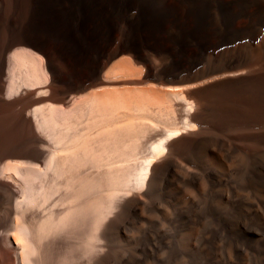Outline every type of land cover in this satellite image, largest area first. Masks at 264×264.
<instances>
[{"label": "bare ground", "instance_id": "bare-ground-1", "mask_svg": "<svg viewBox=\"0 0 264 264\" xmlns=\"http://www.w3.org/2000/svg\"><path fill=\"white\" fill-rule=\"evenodd\" d=\"M128 1L129 0H127V3ZM174 1L184 2L185 0L163 1L165 2V8L163 9L167 12L165 13L170 19L171 23L169 25L172 26V28L175 27L174 19H171ZM206 1H210L212 5L211 7L215 17V26H213L214 32L219 40H225L227 44L225 49H222L220 52L218 51L219 53L217 55L212 54L211 56L213 57L207 53L211 59H208L206 63L204 60L207 55L205 58L203 57L204 63L199 61L201 59L196 61L190 59V62L187 61V58L186 65H183L184 63H181L182 65H180V63L177 64V62L176 64H171V67H169L165 60L166 58L170 59L168 57L171 56L173 52L168 47H165V45L161 46L159 40L158 42L156 41L157 38L155 35L153 36L156 40H150L133 34L132 38L130 37L131 39L127 38L124 42L118 43L115 49H112L110 47L111 44L109 38L107 37L109 33L107 24H105L100 16L90 13L89 15L84 13L86 14L87 19L85 26L87 30L91 31L87 32L89 35L91 34L90 42L88 44L85 42L87 46L81 45L80 43L68 44L67 37L54 36L52 33L55 32L53 31L56 29L55 27H53L54 29L52 30V33L46 29L47 27L45 29L38 28L41 34L40 37L20 34L19 31L21 27L18 26L19 24H14L3 32L0 45V69H2V63L5 60L8 64L6 78L3 79L7 81L6 91L9 90V94L15 96L18 95L17 92L19 89L21 90V87H25L24 92H22L26 94L27 92L25 93V91H28L29 93L31 88L34 89L35 85L38 86L40 84L37 85L36 83L41 82L43 75L46 77L48 75L45 71L44 65L41 66L39 64L42 56L40 57L36 52L35 55H37L35 56L33 55L34 51L21 46L14 47L10 49L9 52H4L6 48L16 43H30L45 53L47 66L52 75L53 89L51 95L45 94L44 91L46 92V88L41 84V87H39V90L34 95L31 93L33 96L27 94L28 96L23 99L16 98V101L10 100L11 102H8L6 100L7 95L4 100L3 95L7 93H2L5 86H3V80L0 79V104L3 109L14 111L15 105L20 103L22 107L17 110L15 109L14 119L18 122V124L15 125H23L21 127L31 126V121L28 117L31 116L35 119L39 131L41 129L46 132H43L44 135H56L55 131L52 133L53 129H55L53 126L54 124L56 125L55 119L58 116H66L68 114V126L70 125L71 127L74 121L75 124L77 122L78 124L82 123V125L79 124L78 127H76V130H78L76 132L74 130H67L68 132L70 131V134L72 133L71 135L68 133V138L63 136V140L64 137L68 139V146H65L68 147L69 151V166H72L75 163L77 164L78 162L81 164V162L84 161L92 164L91 166L95 168L93 169L90 166L93 169L90 173H88L89 171L84 172V170H82L84 173H78V176L76 173L81 172L79 168V170L76 169V173L73 172L75 174H73L74 176L71 177V179H77L78 177L81 180V183L79 184V181H76L78 185L74 183V191L71 193L68 192L69 189H67V186V190L65 191L68 192L66 193V195L68 194V197H66V195L63 196V194L60 195V193H63L60 191L62 190L60 189L62 188L61 186L60 188L58 186V192L56 195V189L51 187H56L54 183L53 185L50 184L49 188L46 186V188H44L45 191H42V193H47L45 195L49 196V198L46 197L48 199H45L46 201H44L47 205V202H49L50 206L49 209L47 208L48 210L46 209L48 206L44 204L43 206L42 202L41 204L37 203L36 207L34 206L35 208L32 203L28 206L27 203L30 202L34 196L33 187L30 185L31 187L29 188H27L28 186H22L23 189H20L22 192V198L26 200L27 205L23 210L24 212H22L21 209L23 208L21 206L24 205L22 201L21 203H18L19 201L16 198V204L13 202L15 196L17 197L16 189L0 184V191L3 193V198L5 199V201L1 199L0 201H3L1 206L6 226L0 231V264H38V262L42 260L40 257H42L41 251L43 249L41 250V248L47 246H42L44 241H48H46V239L52 236L51 232L53 233L57 227H60V233L63 232L61 230L64 228H62L61 225L63 224V226H65L68 224L66 223L68 222L70 208V206L66 204L69 203L67 202L68 199L78 196L82 193L83 188H96L97 190L96 194L93 193L95 196L93 195V197L90 196L91 198L89 197L86 200H83L85 206H95L99 209L98 214L97 211L95 213L96 221L93 223H98L101 219L99 217L107 215L105 213L110 210L111 207L116 206V210H114L115 213L113 216L110 217L108 221L106 220L107 222L100 228L97 234H95L96 232H92L93 239H95H92L93 241H96V238H102L104 240L100 251L95 253L94 250L98 249L96 248L98 245L86 241V246L89 245V243L91 244L87 247L88 249L86 251L81 252L78 246L80 252H77V254L71 258H68L69 255L65 253V255H63L64 259H60V261L62 260L61 263L58 259V263L60 264H68V259H71L70 261L72 264H88L89 262L104 264L110 259V252L112 251L113 244L116 242H127L134 238H131L132 231L142 230L146 225L154 227L163 224L164 222H169L175 217L185 219L184 226L178 236V241L183 249L188 251L200 250L206 252L208 254L207 256L212 258L211 264H238L236 263L235 258L239 259L242 264H246V256L234 251L232 248H229L226 251L222 250L224 251V253H222L217 245V247L215 246L210 249L205 243L198 244L202 234L198 226V220L203 216L224 221L228 226L231 235L237 238H243V240L245 239L261 246L259 262L260 264H264V0H195L194 16L197 23L199 20L198 13L199 11L202 12V5H204ZM115 2H117V0ZM131 2H133V0ZM96 3L94 2V4ZM40 4L42 3L40 2ZM114 4L120 6L119 2ZM100 5H102V3ZM65 6L68 12V5ZM86 6L88 5H84V7ZM91 6H93V4ZM180 6L181 5L179 4L178 7ZM88 7H90V5ZM97 7L99 8L100 6L98 5ZM98 8L95 6L93 9L95 11V9L97 10ZM85 9L87 10V8ZM107 9L108 8H106V10ZM177 10L176 13H178ZM89 11L90 10L88 9V12ZM165 13H163V15ZM42 17L44 18V16ZM191 17L193 18L192 15ZM106 20H108V18ZM60 22H62V20ZM185 22L188 24L187 21ZM28 27L29 25L26 26L27 29ZM67 30L68 29H66V32H68ZM139 31H137V33ZM82 35L83 34H81V36ZM164 35L162 37L159 35L160 39L163 37V39H165ZM190 37L192 38V36ZM204 37L206 36H203L202 38ZM207 37L205 39H207ZM213 38L215 41L216 37ZM161 44L163 45V43ZM169 44H171V42H169L168 45ZM173 45L175 44L173 43ZM177 45L178 47H176L179 49V44ZM206 45L207 44L204 46ZM210 46L211 45H209V47ZM139 47L146 49L145 52H141ZM190 47H192V45ZM206 47L204 49H206ZM174 49L173 51H176ZM124 50L130 51L131 54L124 55V58L128 61L126 60L125 62L124 58L123 61H119L120 63L125 62L126 64L118 63V65L114 61V68H112L114 71H112L114 77L112 76L109 78L108 76H98V73L111 62L114 56ZM154 54L161 58V63H155L153 61V58L156 57L152 58ZM193 54L195 55V53ZM133 57L136 59V62H143L142 64H145L147 67V70L145 72L143 71V76L140 75L143 84L136 86L132 84L131 81H126L119 85L116 83L111 84V81L114 80L116 81L125 78H128V80L133 79V76L137 71ZM156 58L155 61L157 60ZM174 58L176 57L174 56ZM21 63L27 64L29 69L24 72L23 68L22 73H20V71L16 72L15 67L17 68V65L19 64L20 66ZM110 65L113 66V64ZM139 68L140 66L138 65V69ZM167 69H171V73L172 71L181 72L184 70H187V73L184 75L180 74L179 76L178 72L175 73L173 77H168V75H164V72H166ZM151 79L157 80L159 83L149 81ZM58 81H60V83H57ZM184 81H187L186 84L167 83ZM94 84L99 86L88 91V93L90 92L88 98L85 97L88 95L86 94V91L85 95L84 93H79V95L76 93L74 95L71 94L72 96L68 97L70 90L78 92L79 90H83ZM163 87H166L167 89L164 88L165 91H163ZM14 96L11 97L14 99ZM66 96L68 97V100H66ZM8 99L11 98L9 97ZM45 99L59 100L61 103H55L52 101L42 103L41 101ZM70 99H72L73 102L75 101V105L72 106V104H68ZM31 103H36L33 105L31 112L24 113V107H26L25 109L27 110V108H29L27 106ZM46 109H48V111ZM44 111L47 112V114ZM11 112L12 111H9V113ZM72 115L75 116L74 119H77L78 121L74 120ZM14 119L11 118V120ZM54 121L55 123H53ZM69 121L72 123L70 124ZM13 122L15 123V121ZM64 124H62V127L65 128L66 125L64 126ZM209 126H214L215 129L216 127L221 129L225 128L226 130L227 128H232L231 130L234 137L239 141L226 147L225 140L210 130ZM64 128L62 129L64 130ZM227 131H225V133ZM86 133H88V135ZM25 135V138L30 139L33 142L38 143V141H41V139L30 132H26ZM83 135L85 137H83ZM48 140H50V138ZM48 140L45 139L46 144L43 141L44 143L41 145L42 149H47ZM64 144L65 142L63 145ZM63 145L61 144L60 146ZM138 155L141 157V162L139 163L140 166H135L134 164L131 166L132 162H130L128 166V161H131L134 158L136 159ZM138 158L136 160H138ZM21 160L22 159L19 161ZM19 161L16 163L14 161L13 163L15 165L18 163L20 164ZM10 162L11 160L6 163L5 160V163H3L4 165L6 164L4 167L8 168L9 172V168H11L10 166L13 165V163ZM136 163H138V161ZM4 167H2V170L4 171L1 173L5 174V171L7 170ZM80 168H82V166ZM91 168L89 169L91 170ZM12 169L13 168H11V170ZM15 170L17 171V169H13V171ZM42 170L43 169L40 167V172ZM25 172H27V170ZM55 175L58 174L55 173ZM2 176L5 175L2 174ZM36 176L38 175L36 174ZM79 176H81V178ZM10 178H12V176ZM41 179L39 180L41 181ZM52 179L49 180L52 181ZM66 181L69 180L66 179ZM59 183L61 184V182ZM130 183H133L136 186L142 185V193L140 192L141 194H138L135 190H132L129 193H126L125 191V193H121V191H123L122 189L130 185ZM81 184L82 187H79ZM36 189L37 188H35V192ZM38 192L41 193L39 190ZM35 195L37 196V192ZM39 196L40 195L37 197ZM41 198H43V196H41ZM62 200L66 201V203ZM56 201L57 204L58 201L60 202L58 206L62 204L59 208L57 207ZM64 204H66L67 207L63 206ZM37 205H42L44 208L42 207V209L40 207L41 210ZM61 207L65 208L62 209ZM27 208H29V210H26L25 212V209ZM76 227L78 226L76 225ZM80 228L82 229V227ZM67 229L68 228H66V230ZM55 232L58 233V231ZM49 234L51 236H49ZM61 234L67 235L65 233ZM61 234H58L56 237L53 235L55 241L54 238L52 241L58 243L61 242L59 244L62 245L65 240L64 238L66 237L64 236L63 238ZM59 235H61V237L57 238ZM43 237H46L45 240H42ZM81 237L83 236L81 235ZM215 239L217 238L215 237ZM66 241L67 240H65V242ZM81 242L83 241L81 240ZM6 245L14 247L15 250L12 248L13 252L12 250H8ZM80 246H82V243ZM59 247L60 246H58V248ZM66 250L65 252H67ZM81 250L83 251V249ZM90 252H94L95 254L91 259L87 260L88 256L86 258V255L90 254ZM13 256H15V258Z\"/></svg>", "mask_w": 264, "mask_h": 264}, {"label": "rangeland", "instance_id": "rangeland-1", "mask_svg": "<svg viewBox=\"0 0 264 264\" xmlns=\"http://www.w3.org/2000/svg\"><path fill=\"white\" fill-rule=\"evenodd\" d=\"M51 1V2H50ZM55 3H54V2ZM66 1V2H65ZM77 1V2H76ZM84 1V2H83ZM101 1V2H100ZM97 0V3L98 5L100 6L99 8L97 7V3H96V0H0V45H1V41H2V35H3V32L7 30L8 27L10 26H13L14 24H19L18 26L21 27L19 33L22 34V35H31V36H34V37H40V32H39V29H46L51 31V33L53 31L52 34L56 37L58 36H64V37H67V40H68V44H72V43H80L81 45H86V43L88 44L90 42V39H91V34L89 35V33H87L89 30H87L86 26H85V23H86V14L84 13H87V15L90 14H95L97 16H100L102 20H104L105 24H107L108 26V38H109V41H110V44H111V48L112 49H115V47L117 46L118 43H122L124 42L127 38H132L133 34H136L138 35L139 37H142V38H148L150 40H156L157 38V42L159 40V44L161 46H164L165 47H168L172 52L173 54H171V56H169L168 58L170 59H167L165 60V62L169 65V67H171V64H179L182 65H186L187 61H190V59H192V61H196V60H199L201 61L202 63H205L208 61V59L210 60L212 54L213 55H217L220 51H222V49H225V47L227 46L226 44V41L225 40H219L214 32V27L215 26V17H214V14H213V10H212V5L210 3V1H206V3L204 5H202V12L199 11L198 13V17H199V20H198V23L195 21V16H194V9H195V5H194V1L195 0H185L184 2H178V1H174L173 3V8H172V18L171 19H174V28H172V26H170L169 24L171 23L170 22V19L168 18V15L166 14V10L163 9L165 8V2H163L164 0L160 1V0H133V2H131L132 0H129L128 3H127V0H117V2H115L116 0ZM106 1V2H105ZM136 1V2H134ZM187 1V2H186ZM14 2V3H13ZM40 2L42 4H40ZM47 2V3H45ZM65 4H64V3ZM89 2V3H88ZM94 2L96 4H94ZM119 2V5L122 6H117L116 4L114 3H118ZM122 2H126V3H122ZM130 2V4H129ZM176 2H178L177 4H175ZM81 3V4H80ZM91 3V4H90ZM102 3V5H100ZM107 3V4H106ZM132 3V4H131ZM58 4V5H57ZM90 5V7L86 6L84 7V5ZM93 4V6H91ZM110 4V5H109ZM124 4V5H123ZM126 4V5H125ZM128 4V5H127ZM179 4L181 5L180 7ZM52 5V6H51ZM65 5H68V12H67V9H66V6ZM210 5V6H209ZM65 6V7H64ZM98 8L97 10L93 8ZM127 6V7H126ZM177 6V7H175ZM56 9H55V8ZM65 9H64V8ZM83 7V8H82ZM93 7V8H92ZM102 7V8H101ZM108 8L106 10V8ZM129 7V8H128ZM175 7V8H174ZM87 8V10L85 9ZM116 8V9H115ZM122 8V9H121ZM127 8V9H126ZM211 8V9H209ZM84 9V10H82ZM88 9L90 10L88 12ZM124 9V10H123ZM174 9V10H173ZM178 9V10H177ZM100 10V11H99ZM176 10L178 13H176ZM185 10V11H184ZM188 12H187V11ZM29 11V12H28ZM56 13H54V12ZM83 11V12H82ZM111 11V12H109ZM163 11V12H161ZM184 11V12H183ZM204 11V12H203ZM41 12V13H40ZM166 12V13H165ZM212 12V13H210ZM7 13V14H6ZM112 16V17H110ZM111 13V14H110ZM163 13H165L163 15ZM186 13V14H185ZM43 14V15H42ZM153 14V15H152ZM180 14V15H179ZM185 14V15H184ZM41 15V17H40ZM155 15V16H154ZM163 15V16H162ZM187 15V16H186ZM191 15L193 16V18L191 17ZM22 16V17H21ZM44 16V18L42 17ZM53 16V17H52ZM63 16V18H62ZM161 16V17H160ZM176 16V17H175ZM184 18H183V17ZM38 17V18H36ZM47 17V18H46ZM163 17V18H162ZM181 19H180V18ZM191 17V18H190ZM202 17V18H201ZM208 17V18H207ZM211 17V18H210ZM6 18V19H5ZM49 18V19H48ZM59 18V19H58ZM108 18V20H106ZM156 18V19H155ZM160 18V19H158ZM164 18H165V21H164ZM115 19V20H114ZM158 19V20H157ZM163 19V21H162ZM184 19V20H183ZM203 19V20H202ZM205 19V20H204ZM62 20V22H60ZM157 20V21H156ZM161 20V21H159ZM180 20V21H179ZM202 20V21H201ZM211 20V21H210ZM176 21V22H175ZM179 21V22H178ZM187 21L188 24L185 22ZM190 21V22H189ZM194 21V22H193ZM207 21V22H206ZM165 22V23H164ZM181 22V23H180ZM183 22V23H182ZM196 22V23H195ZM211 22H214V23H211ZM59 23V24H58ZM65 23V24H64ZM162 23V24H161ZM193 23V24H191ZM211 23V24H210ZM48 24V25H47ZM52 24V25H51ZM143 26H142V25ZM196 24V26H195ZM204 24V26H203ZM207 24V25H206ZM23 25V26H22ZM28 29L26 28V26H28ZM44 25V26H43ZM60 25H61V29L60 28ZM162 25V26H161ZM166 25V27H165ZM42 26V27H41ZM51 26V27H50ZM58 26V27H56ZM140 26V27H139ZM158 26V27H157ZM162 28H160V27ZM189 26V27H188ZM206 26V27H205ZM23 27V28H22ZM53 27H55L56 29H54ZM143 29H142V28ZM165 27V29H164ZM187 27V28H186ZM191 27V28H190ZM210 27V28H209ZM213 27V28H212ZM39 28V29H38ZM57 28H60V29H57ZM141 28V32L139 31V29ZM182 28V29H181ZM54 29V30H53ZM65 29V30H64ZM66 29H68L66 32ZM169 29V30H168ZM200 29V30H199ZM210 31H209V30ZM53 30V31H52ZM79 30V31H78ZM145 30V31H144ZM159 30V31H157ZM188 30V31H187ZM195 30V31H194ZM208 30V31H207ZM213 30V31H211ZM28 31V32H27ZM30 31V32H29ZM60 31V32H59ZM78 31V32H77ZM137 31H139L137 33ZM177 31V32H176ZM192 31V32H191ZM57 32V33H56ZM80 32V33H79ZM91 32V31H89ZM147 32V33H146ZM160 32V34H159ZM176 32V33H175ZM194 32V33H193ZM131 33V34H130ZM180 33V35H179ZM192 33V34H191ZM36 34V35H35ZM60 34V35H59ZM81 34H83L81 36ZM145 34V35H144ZM165 34V35H164ZM204 34V35H203ZM207 34V35H206ZM213 34V35H212ZM87 37H86V36ZM144 35V36H142ZM155 35V37L153 36ZM162 37L163 35L165 36V39H160V37ZM171 35V36H170ZM175 35V37H174ZM212 35V36H211ZM184 36V37H183ZM192 36V38L190 37ZM196 36V37H195ZM203 36H210L209 38L207 37V39H205L206 37L202 38ZM74 37V38H73ZM90 37V38H89ZM180 37V38H179ZM213 37H216L215 38V41H214V38ZM83 38V39H82ZM85 38V39H84ZM130 38V39H131ZM159 38V39H158ZM190 38V39H189ZM195 38V39H194ZM199 40H198V39ZM201 38V39H200ZM172 39V40H171ZM175 39V40H173ZM197 39V41H196ZM88 40V41H87ZM161 40V41H160ZM163 40V41H162ZM165 40V41H164ZM47 41V40H45ZM77 41V42H76ZM84 41V42H83ZM174 41V42H172ZM187 41V42H186ZM205 41V42H204ZM49 42V41H47ZM86 42V43H85ZM163 43V45L161 43ZM171 42V44L168 45V43ZM189 42V43H188ZM223 42V43H222ZM173 43L175 45H173ZM187 43V44H186ZM207 44L206 46L209 47V45H211L209 48L204 46L205 44ZM218 43V44H217ZM220 43V44H219ZM18 44V45H17ZM179 44V49L177 48ZM184 44V46H183ZM189 44V45H188ZM204 44V45H203ZM214 46H213V45ZM223 44V45H222ZM14 45V46H13ZM11 45L10 47L6 48V50L4 51L5 53L6 52H9L10 49L14 48V47H24V48H28L33 52V55H35V52L37 54L40 55V61H39V64L41 66L44 65V68H45V71L46 73L48 74L47 77L46 76H42V80L41 82H38L36 83L38 86L35 85L34 86V89L31 88L29 90V93L28 91H25L26 94H24V90H25V87H21V90L19 89V91L17 92L18 95H11L9 94V90L6 91V88H7V81L6 80H3L6 78V70H7V62L4 60V62L2 63V69L1 72H0V79L3 80V86H5V88L2 90V93H7L5 95H3L4 97V100L6 99V95H7V101L8 102H11L12 100L13 101H16L17 99L16 98H25L27 97L28 95L27 94H35L38 90H39V87H41V84L42 86H44V88H46V92L44 91L45 94H48V95H51L52 94V75H51V72L49 71L48 69V66H47V58H46V55L43 51H41L40 49L36 48V46L30 44V43H16V44H13ZM192 45V47H190ZM196 45V46H195ZM222 45V46H221ZM174 46V47H173ZM177 46V47H176ZM189 47V48H188ZM196 47V48H195ZM206 47V49H204ZM212 47V48H211ZM219 50H218V48ZM176 48V49H174ZM187 48H188V51H187ZM195 48V49H193ZM199 48V49H198ZM140 51L141 52H145L146 49H143V47H139ZM176 50V51H173ZM183 49V50H182ZM191 49V50H190ZM221 49V50H220ZM181 50V51H180ZM186 50V51H185ZM190 50V51H189ZM125 51V52H124ZM124 51H121L119 52L118 54H116L114 56V58L111 60L110 63H108L99 73H98V76H102V77H106L108 76L109 78H111L112 76L114 77V71L112 68H114V64H123L126 62V58H124V55H127V54H131L130 51H127V50H124ZM179 51V52H177ZM209 51V52H207ZM215 51V52H214ZM217 51V52H216ZM219 51V52H218ZM127 52V53H126ZM129 52V53H128ZM176 52V53H175ZM203 52V53H202ZM213 52V53H211ZM4 53V54H5ZM175 53V54H174ZM183 55H182V54ZM186 53V54H185ZM195 53V55L193 54ZM211 56H209L208 54ZM36 54V55H37ZM191 54V55H190ZM204 56H203V55ZM35 55V56H36ZM176 58H174V56ZM187 55V57H186ZM197 55V56H196ZM209 57H207V56ZM157 58H156V57ZM182 56H185V57H182ZM189 56V57H188ZM206 56V58H205ZM155 57L157 60L155 61ZM178 57V59H177ZM196 57H199V58H196ZM202 57V58H201ZM203 57L205 58V60L203 59ZM119 58V60H118ZM123 58L125 60V62H119V61H123ZM152 58L154 59L153 61L155 63H161V58L158 56V55H155L152 56ZM159 58V60H158ZM176 61V62H174ZM188 58V59H187ZM194 58V59H193ZM135 63H136V68H137V71H136V76L134 75L133 76V79H130L128 80V78H125V79H120V80H114V81H111V84H122V83H125L126 81H131L132 84L136 85V86H140L142 85V77L143 76L142 74L147 70V67L145 66V64H142L143 62H136V59L133 57ZM184 59V60H183ZM187 59V61H186ZM169 60V61H168ZM184 62H183V61ZM204 60V61H203ZM115 61V63H114ZM117 61V62H116ZM128 61V60H127ZM158 61V62H157ZM182 61V62H181ZM6 62V63H5ZM169 62V63H168ZM191 62V61H190ZM189 62V63H190ZM182 63V64H181ZM22 64V65H21ZM20 66L19 64L17 65L18 67L16 68L15 67V71H20V73H22L23 71H27L29 69V66H27V64H23L21 63ZM110 64H113L110 65ZM118 64V65H119ZM126 64V63H125ZM128 64V62H127ZM138 65L140 66V68L138 69ZM143 65V66H142ZM205 65V64H203ZM109 67V68H108ZM146 67V68H145ZM21 68V69H20ZM24 68V69H23ZM108 68V69H107ZM23 69V71H22ZM26 69V70H25ZM109 70V71H108ZM171 69H167L166 72H164V75L168 77H173V75H175V73H178V75L180 76L181 75H184L187 73V70H184V71H172V73L170 72ZM59 71L61 72V70L59 69ZM113 71V72H112ZM144 71V72H143ZM170 72V73H168ZM110 73V75H109ZM167 73V74H166ZM113 74V75H112ZM138 74H139V77H138ZM141 75V76H140ZM49 77V78H48ZM48 78V79H47ZM141 78V79H140ZM134 80V81H133ZM6 81V82H5ZM47 81V82H45ZM75 82H77L76 80H74ZM73 81V82H74ZM119 81V82H118ZM151 82H155V83H159L157 80H149ZM187 82V81H186ZM186 82H167V83H175V84H186ZM57 83H60V81H58ZM162 83H165V82H162ZM161 83V84H162ZM45 84V85H43ZM75 84V83H73ZM99 85H91L83 90H79L78 92L75 90H70L69 91V96H72L71 94H78L79 93H84L85 95V91H86V95L85 97L88 98L90 92L88 93V91H91V89L93 88H96L98 87ZM36 87V88H35ZM166 87H163V91H165ZM87 89V90H86ZM167 89V88H166ZM185 89V88H184ZM44 90V89H43ZM49 90V91H48ZM6 91V92H5ZM21 91V92H20ZM23 91V92H22ZM33 91V92H32ZM1 93V95H2ZM21 93V94H20ZM31 94V96H33ZM43 94V93H42ZM9 95V96H8ZM11 96H14V99L13 97ZM17 96V97H16ZM11 98V99H8V98ZM68 97L66 96V100H68ZM16 99V100H15ZM11 100V101H10ZM47 101H52V102H55V103H61V101L59 102V100L55 101V100H50V99H45V100H42L41 102L44 103V102H47ZM80 101V100H78ZM70 102V103H69ZM68 102V104H72L75 105V101L73 102L72 99H70ZM63 103V102H62ZM18 104V105H17ZM15 105V109H20L22 106L20 103H17ZM20 104V105H19ZM36 103H31L29 106V108H27V110L25 109L26 107H24V113L26 112H31V109L33 107V105H35ZM0 107H2V105L0 104ZM15 109L14 111L13 110H9V111H12L14 113V116H13V113H9V111L7 109H3L0 108V173L3 172L4 170H2L5 165L3 163H5V160H6V163L9 162L11 160V162L13 163L15 161L18 162L20 159H22L20 162V164H16V165L13 163V165H11L10 167L13 168V169H17V171H13V169L11 170V168H9L10 172L8 171V168H6V170L8 171H5V174L4 173H1L0 174V184L1 185H6V186H9V187H12L14 189H16V195L17 197L15 196V198L13 199V202L16 204V198L18 203H22L23 206H21L23 209H20L22 210V212H24V208H26V200L22 198V195H21V188L23 189L22 186L26 187L28 186L27 188L29 187H33V193H34V196H36V192H37V196L40 195L39 197H34L32 198V200L30 202H28L27 200V204L29 206V204L32 203L33 207L35 206L36 207V204L42 202V205H46L48 207H46V209L48 208L49 209V202L48 205L45 204L44 201H46L45 199H48L49 196L48 195H45L47 193H42V191H45L44 188H46V186L49 188V185L53 183L56 185L55 186H51L53 188H55V195L57 194L58 192V186L60 188V186L62 188V190H60L61 192L63 193H60V195L63 194L66 195V193L68 192H72L74 191V183H76L78 185V181H79V184L81 183L80 179L77 177V180L76 178H72L76 172V169H80L81 172H77L76 175L78 176V173H82L84 170V172H88L90 173L95 167L91 166L92 164H89L88 162H78L77 165L73 164L72 166H69V162H68V154H69V151H68V145H67V141H68V133L70 134V131L68 132L67 130H74L75 132L78 131L76 130V127H78V120L77 119H74L75 116L72 115L73 119L74 120H77L76 124L73 122V125H70L68 126V114L66 116L62 115V116H58L55 120H56V125L54 124V128L52 133H54V131L56 132V135H53V134H43L44 131H42L40 129L39 131V128L37 127V124H36V121L35 119H33L31 116H28L30 121H31V126L29 127H21L23 125H15V124H18V122L16 121L15 118ZM5 110V111H4ZM48 111V109H46ZM45 110V111H46ZM3 111V112H2ZM44 111V112H45ZM6 114H5V113ZM47 114V112H45ZM8 114V115H7ZM75 115V114H74ZM60 117V118H59ZM66 117V118H65ZM14 119V120H11ZM62 118V119H61ZM59 120V121H58ZM82 120V119H81ZM11 121V122H10ZM15 121V123L13 122ZM61 121V122H60ZM59 122V124H58ZM65 122V124H64ZM80 122V121H79ZM12 123V124H11ZM14 123V125H13ZM55 123V121L53 122ZM70 123V121H69ZM72 123V122H71ZM70 123V124H71ZM84 123V121H83ZM64 124L65 128L62 127ZM53 125V124H52ZM58 125V126H57ZM61 125V126H59ZM75 125V127H74ZM82 125V123L80 124ZM56 126V127H55ZM73 126V127H72ZM64 128V130L62 129ZM70 128V129H69ZM81 128V127H80ZM210 130H212L213 132H215L217 135H219L220 137H222L224 140H225V146L228 147V146H231L233 145L235 142H238L239 140L234 137L233 133H232V128L229 129L227 128V130L225 128H217L215 129L214 126H209ZM57 129V130H56ZM60 130V131H59ZM231 130V131H230ZM63 131H66V132H63ZM73 131V133H74ZM93 131V130H92ZM95 131V130H94ZM218 131V132H217ZM225 131H227L225 133ZM27 133H32L34 135H36L39 139H41V141L38 143L37 142H33L32 140L30 139H27L25 138V134ZM59 132V133H58ZM63 132V133H62ZM221 132V133H220ZM46 133V132H44ZM58 133V135H57ZM93 133V132H92ZM64 134V135H63ZM72 134V133H71ZM70 134V135H71ZM88 135V133H86ZM85 134V136L87 137V135ZM229 134V135H228ZM53 135V136H52ZM62 135V136H61ZM63 136H66L64 137V140H63ZM83 135V137H85ZM226 138H225V137ZM233 136V137H232ZM55 137V139H54ZM89 137V136H88ZM229 137V138H228ZM50 138V140H48ZM52 138V139H51ZM59 138V139H58ZM62 138V139H61ZM46 140L47 141V149L44 150L41 148V145L45 142L46 144ZM3 141V142H1ZM44 141V142H43ZM58 141H59V145H58ZM229 141V142H228ZM65 142V144L63 145V143ZM2 143V144H1ZM63 145V146H60V145ZM2 145V146H1ZM67 145V146H65ZM50 147V148H49ZM56 147V148H54ZM52 148V149H51ZM2 149V151H1ZM51 150V151H50ZM54 150V151H53ZM4 151V152H3ZM57 154H56V153ZM62 152V153H61ZM54 153V154H53ZM65 153V154H64ZM53 154V155H51ZM56 154V155H55ZM59 154V155H58ZM63 154V155H62ZM41 155V156H40ZM55 155V156H54ZM140 155V154H139ZM139 155L137 156V158L139 157ZM48 156V157H47ZM53 156V157H52ZM44 157V158H43ZM57 157V158H56ZM61 157V158H60ZM63 158V159H62ZM136 158V159H137ZM141 157L138 158V160H136L135 158L132 159L131 161H128L127 165L129 166L130 162L131 163V166L132 164H134L135 166L139 165V163L141 162ZM18 159V160H17ZM38 159V160H37ZM50 159V160H49ZM140 159V161H139ZM8 160V161H7ZM17 160V161H16ZM27 160V161H26ZM37 160V161H36ZM45 160V161H44ZM58 162H56V161ZM61 160V161H60ZM42 161V162H41ZM53 161V162H52ZM66 161V162H65ZM138 161V163H136ZM10 162V163H11ZM23 162V163H22ZM38 162V163H37ZM51 162V163H50ZM135 162V163H133ZM25 163V164H24ZM40 163V164H39ZM47 163V164H46ZM66 163V164H65ZM88 163V164H87ZM23 164V166H22ZM28 164V165H27ZM59 164V165H58ZM126 164V163H125ZM3 165V166H2ZM19 165V166H18ZM30 165V166H29ZM40 165V166H38ZM82 168H80L81 166ZM87 165V166H86ZM13 166V167H12ZM21 166V167H20ZM27 166V167H26ZM35 168H34V167ZM47 166V168H46ZM61 166V167H59ZM68 166V167H67ZM76 166V168H75ZM79 166V167H78ZM85 166V167H84ZM93 168H91V167ZM134 166V167H135ZM8 167V166H7ZM20 167V168H18ZM40 167L41 169H43L41 172H40ZM50 167V168H49ZM38 168V169H37ZM46 168V169H45ZM55 168V169H54ZM73 168V169H72ZM91 168V170L89 169ZM36 169V170H35ZM78 169V170H79ZM19 170H20V173H19ZM24 170V171H22ZM27 170V172H25ZM34 170V171H33ZM56 170V171H55ZM57 170H58V173H57ZM71 170V171H70ZM74 170V171H73ZM67 171V172H66ZM22 172V173H21ZM36 172V173H35ZM40 174H38V173ZM48 174V177L46 179V176ZM71 172V174H70ZM75 172V173H73ZM83 172V173H84ZM19 175H17V174ZM26 173V175H25ZM44 173V174H43ZM53 173V174H52ZM58 174V175H55ZM60 173V174H59ZM5 175V176H2ZM13 174V175H11ZM36 174L38 176H36ZM62 174V175H61ZM12 178H10L11 176ZM21 175V176H20ZM41 175V176H39ZM69 175V177H68ZM75 175V176H76ZM2 176V177H1ZM16 178H15V177ZM36 176V177H35ZM44 176V177H43ZM50 176V177H49ZM55 176V177H53ZM57 176H58V179H57ZM62 176V177H61ZM68 178H67V177ZM8 177V178H7ZM41 179V181L38 179ZM81 178V176H79ZM8 180H7V179ZM25 178V179H24ZM51 180L52 178V181H50L49 179ZM35 179V180H34ZM61 179V180H60ZM64 179V180H63ZM69 180V181H66ZM57 180V181H56ZM59 180V181H58ZM24 181V182H23ZM77 181V182H76ZM17 182V184H16ZM30 182V183H29ZM38 182V183H37ZM42 184H40V183ZM61 182V184L59 183ZM64 182V183H63ZM67 182V183H66ZM72 182V183H71ZM32 183V184H31ZM41 186H40V185ZM66 184V185H65ZM72 184V185H71ZM75 184V185H76ZM31 185V186H30ZM64 185V186H62ZM71 185V186H70ZM76 185V186H77ZM132 185V186H131ZM68 186V188H67ZM20 187V188H19ZM42 187H43V190H42ZM65 187V188H64ZM79 187H82V184L81 186ZM128 187V188H127ZM133 187V189H132ZM140 187V189H139ZM35 188L36 189V192H35ZM68 190L65 191V190ZM127 188V189H125ZM125 188H123L121 191L122 192H126V193H129L130 191L132 190H135L136 193L138 194H141V190H143V186H136L134 185L133 183L128 186H126ZM130 189V190H129ZM29 190V189H28ZM41 191L40 192H38ZM48 190V189H46ZM52 190V189H51ZM128 190V191H126ZM50 191V190H49ZM31 192V191H30ZM124 192V193H125ZM141 192V193H140ZM40 193V194H38ZM54 193V191H53ZM52 193V195H53ZM65 193V194H64ZM92 193V194H91ZM93 193H97V190L96 188H93V189H87V188H83L82 189V193H80L78 196L76 197H73V198H69L67 202L69 203H66V201H63L64 203L68 204L70 206H68L69 208V214H68V224H66L65 226H63V224L61 225V227L63 228L61 231L63 232H60V227L55 231H58L55 232L53 231V233L51 232L52 236L49 234V236H51L49 239L47 238L45 242L44 241V245H47V246H44L43 248H41V252H42V257H40L42 260L40 262H38V264H60L61 261L60 259H64L63 255H65V253H67L69 256L68 258H71L72 256H74L75 254H77V252H84L86 251L89 247V245L91 244H97L98 249H95L97 251L94 250L95 253H97L98 251L101 250V245L104 243V240L102 238H96V241H93L95 239H93V236H92V232L97 234L100 230V228L110 219V217L113 216V214L115 213L114 210L116 206H113L110 208V210L106 211L105 214L107 215H103L104 216V219H103V216L102 217H99L101 218L100 221H98V223L96 222L93 223L94 221H96V218H95V213L97 211V214L99 212V209H97L95 206H85V202H83V200H86L87 198H89L90 196L93 197V195L95 196V194ZM120 193V192H119ZM118 193V194H119ZM120 193V194H121ZM2 195V196H1ZM59 195V194H58ZM41 196H43V198H41ZM45 196V197H44ZM83 198H82V197ZM0 199L5 201V199L3 198L4 195L3 193L0 191ZM19 197V198H18ZM21 197V198H20ZM48 197V198H46ZM66 197H68V194L66 195ZM118 197V196H117ZM116 197V198H117ZM3 198V199H2ZM52 198V197H50ZM78 198V199H77ZM81 198V199H80ZM91 198V197H90ZM53 199V198H52ZM72 199V200H71ZM77 199V200H76ZM118 199V198H117ZM15 200V201H14ZM3 201H0V231L5 228V223H4V214H3V211H2V204H3ZM40 201V202H39ZM51 201V200H50ZM61 201V200H60ZM25 202V203H24ZM44 202V203H43ZM82 202V203H81ZM35 203V204H34ZM51 203V202H50ZM14 204V205H15ZM56 204H57V201H56ZM58 204H60V202L58 201ZM57 204V207L59 208L60 206H58ZM64 204L63 206H66L67 205ZM42 205H37L39 206L38 208H42L43 206ZM83 205V206H82ZM25 206V207H24ZM56 206V205H55ZM82 206V207H81ZM32 208V206H30ZM34 207V208H35ZM72 207V208H71ZM81 207V208H80ZM32 208V209H34ZM40 208V209H41ZM44 208V207H43ZM42 208V209H43ZM62 209L65 208V207H61ZM41 209V210H42ZM47 209V210H48ZM26 210H29V208L25 209V212ZM89 210V211H88ZM46 211V210H45ZM84 211V212H83ZM88 211V212H87ZM48 212V211H47ZM83 212V213H82ZM112 212V213H109ZM78 213V214H76ZM82 213V214H81ZM89 214V215H88ZM77 215V216H76ZM81 215V216H80ZM71 217V219H70ZM75 217V218H74ZM91 217V218H90ZM97 217V215H96ZM87 218V220H86ZM94 218V220H93ZM211 218V219H210ZM91 219V220H90ZM98 219V218H97ZM103 219V220H102ZM74 220V221H72ZM86 220V221H85ZM107 220V221H106ZM76 221V222H75ZM172 221V222H170ZM169 222H164L163 224H159V225H156V226H149V225H146V228L145 226L142 228V230H135V231H132V239H130L129 241H125V242H116L113 244L112 246V251L110 252V259L105 262L104 264H211L212 263V258H210V256H207L208 254L206 252H202L200 250H191V251H188V250H185L181 247L179 241H178V236L184 226V222H185V219H182V218H172ZM174 221V222H173ZM213 221V222H212ZM75 224H74V223ZM172 223V224H171ZM179 223V224H178ZM65 224V223H64ZM81 224V225H80ZM74 225V227H73ZM76 225L78 227H76ZM94 225V226H93ZM98 225V226H97ZM162 225V226H160ZM166 225V226H165ZM169 225V226H168ZM87 226V227H86ZM90 226V227H89ZM96 226V228H95ZM198 226L200 228V231H201V236H200V240L198 242V244H206L208 248L212 249L213 247H215L216 245L218 246L219 250H221L222 253H224V251H226L227 249L229 248H232L234 249V251L238 252V253H242L246 256V259H245V262L246 264H260L259 262V256H260V253H261V246H259L258 244L256 243H253L251 241H247V240H243V238H237V237H234L233 235H231L230 231H229V228L228 226L226 225V223L224 221H219V220H216L212 217H208V216H203L201 217L199 220H198ZM76 227V228H75ZM82 227V229L80 228ZM89 227V228H88ZM98 227V229H97ZM156 227H157V230H156ZM66 228H68L66 230ZM97 229V230H96ZM203 229V230H202ZM83 230V231H82ZM93 230V231H92ZM96 230V231H94ZM174 230V231H173ZM91 231V232H90ZM78 232V233H77ZM157 232V233H156ZM48 233V232H47ZM57 233V234H56ZM61 233H65L67 235H62ZM140 233V234H139ZM58 234H61L62 237L64 238V236L66 238H64L65 240H67L65 242L61 244V242H53V235L56 237ZM69 234V235H68ZM93 234V235H95ZM61 235H59L57 238L61 237ZM74 235V237H73ZM81 235L83 237H81ZM77 238H76V237ZM80 236V237H79ZM91 236V237H90ZM86 237V238H85ZM215 237L217 239H215ZM46 238V237H45ZM45 238L43 237L42 240H45ZM56 238V239H57ZM81 238V239H80ZM213 238V239H212ZM220 238V239H219ZM76 239V240H75ZM93 239V240H92ZM100 239V240H99ZM137 239V240H136ZM81 240L83 242H81ZM51 241V243H50ZM54 241H55V238H54ZM77 243H76V242ZM86 241L88 242H91V244L89 243V245L86 246ZM163 241V242H162ZM74 242V243H73ZM82 243V246L81 243ZM97 242V243H96ZM48 243V244H47ZM68 243V244H67ZM240 243V244H239ZM53 244V245H52ZM57 246H55V245ZM76 245V246H75ZM85 245V246H84ZM99 245H100V248H99ZM257 245V246H256ZM50 246V247H49ZM52 246V247H51ZM55 246V247H54ZM58 246H60L58 248ZM80 248V251H79V248ZM216 246V247H217ZM236 246V247H235ZM241 246V247H240ZM47 247V248H46ZM6 248L8 250H15L14 247L10 246V245H6ZM12 248V249H11ZM58 248V249H57ZM166 248V249H165ZM243 248V249H242ZM61 249V250H60ZM67 249V250H66ZM78 249V250H77ZM83 249V251L81 250ZM133 249V250H132ZM183 249V250H182ZM240 249V250H239ZM12 250V252H13ZM51 250V251H50ZM60 250V251H59ZM65 250L67 252H65ZM72 250V251H71ZM75 250V251H74ZM180 250V251H179ZM182 250V251H181ZM224 250V251H222ZM90 251V250H89ZM88 251V252H89ZM114 251V252H113ZM116 251V252H115ZM120 251V252H119ZM196 251V252H195ZM44 252V254H43ZM51 252V253H50ZM76 252V253H75ZM87 252V253H88ZM94 252H90V254H87L86 255V258L87 260L91 259V257L95 254ZM47 253V254H46ZM61 253V254H60ZM117 253V254H116ZM92 254V255H91ZM45 255V256H44ZM49 255V256H48ZM52 255V256H51ZM62 255V257H61ZM142 255V256H141ZM186 255V256H185ZM54 256V257H53ZM112 256V257H111ZM114 256V257H113ZM15 258V256H13ZM61 257V258H60ZM126 257V258H125ZM133 257V258H132ZM13 258V259H14ZM187 258V259H186ZM60 263H58L59 261ZM194 259V261H193ZM15 260V259H14ZM51 260V261H50ZM71 259H68V264H72ZM64 261V260H63ZM133 261V262H132ZM235 261L236 263L238 264H242V262L235 258ZM174 262V263H173ZM36 264V263H35ZM74 264V263H73ZM88 264H95L93 262H89Z\"/></svg>", "mask_w": 264, "mask_h": 264}]
</instances>
